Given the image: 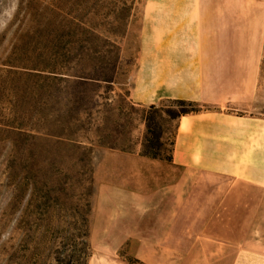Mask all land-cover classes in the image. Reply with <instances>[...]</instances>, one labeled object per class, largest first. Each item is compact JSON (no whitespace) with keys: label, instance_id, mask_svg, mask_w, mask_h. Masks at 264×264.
Returning <instances> with one entry per match:
<instances>
[{"label":"crops","instance_id":"1","mask_svg":"<svg viewBox=\"0 0 264 264\" xmlns=\"http://www.w3.org/2000/svg\"><path fill=\"white\" fill-rule=\"evenodd\" d=\"M223 5L147 0L137 18L130 103L201 106L179 118L171 160L140 142L105 151L121 167L125 253L142 264H264V115L250 110L260 51Z\"/></svg>","mask_w":264,"mask_h":264},{"label":"rangeland","instance_id":"2","mask_svg":"<svg viewBox=\"0 0 264 264\" xmlns=\"http://www.w3.org/2000/svg\"><path fill=\"white\" fill-rule=\"evenodd\" d=\"M145 1L0 0V264H64L75 245L80 246L77 209L86 199L87 264H142L126 255L122 243L120 211L126 197L120 188L121 167L117 158L106 156L107 147L92 144L101 115L93 113L90 102L91 116L75 109L73 87L52 78L48 69L66 64V49L75 52L81 25L109 36L107 27L130 8L126 33L118 38L108 125L120 132L110 131L112 143L136 148L145 127L141 107L131 106L127 94L139 46L137 18ZM223 1L224 22L235 20L236 32L239 21L241 35L256 36L258 85L250 110L264 115V0ZM99 49L107 53V48ZM110 51L113 57L116 50ZM70 114L79 121L69 119ZM61 129L77 131L82 145L66 139L61 143L47 134ZM89 179L91 192L85 194Z\"/></svg>","mask_w":264,"mask_h":264},{"label":"trees","instance_id":"3","mask_svg":"<svg viewBox=\"0 0 264 264\" xmlns=\"http://www.w3.org/2000/svg\"><path fill=\"white\" fill-rule=\"evenodd\" d=\"M130 16L131 9L129 8L121 17L119 15L116 16L114 19L115 25L107 27V32L109 36H113V39H109V36L103 37L81 25V32L75 41V52L72 53L71 49H66L63 53V60L66 64L60 69H48V72L52 73V78L73 87L72 100L76 107L75 109L82 108L87 115L91 116L92 113L90 112L92 111L87 107V103L90 102L92 103L93 113L97 116L101 115V124L94 127L95 138L92 144L121 150L126 149L109 140L110 131L117 132L118 130L117 126H114L112 129L109 128L108 112L110 110V94L113 91L112 86L115 82L116 68L120 58L118 38H121L126 33ZM120 25H122V29H120ZM99 47L107 48V53L101 52ZM110 48L116 50L113 57L110 56ZM71 62L73 63L72 65H70ZM87 90L91 91V93L89 94ZM164 102H169V104H165ZM80 105L86 107H79ZM131 106L135 105L131 103ZM140 107L141 119L145 127L141 140V154L151 158L171 160L174 132L179 118L182 115L200 110L201 106L191 100L166 99L158 104ZM68 117L71 120L76 119V121H79L77 116L71 115ZM118 133L120 132L118 131ZM47 134L56 137L61 143L70 140L69 142L76 146L82 145L78 139L80 135L77 131L70 130L66 133L64 129H61L57 131L51 130ZM165 134L166 137H164ZM84 136L87 138L86 135ZM163 140L168 142L166 143ZM166 145L169 147L166 148ZM90 187L89 179L83 193H90ZM77 212L79 221L82 224V228L79 229V235H77L80 239V246L77 248L75 245L68 253V259H65L64 264H87L88 257L91 255L88 241V215L90 206L87 199L81 207H78ZM57 260L59 261V258Z\"/></svg>","mask_w":264,"mask_h":264}]
</instances>
